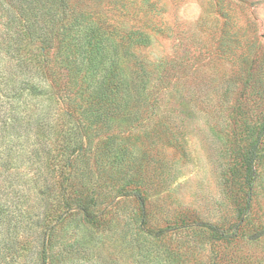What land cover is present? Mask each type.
<instances>
[{
  "label": "rangeland",
  "instance_id": "374dc122",
  "mask_svg": "<svg viewBox=\"0 0 264 264\" xmlns=\"http://www.w3.org/2000/svg\"><path fill=\"white\" fill-rule=\"evenodd\" d=\"M244 1L236 29L242 28L244 41L251 37L264 45V0ZM157 2L165 8L161 33H152L149 47L135 49L149 77V105L136 113V127L127 120L115 123L78 161L73 178L82 184L84 199L94 203L91 212L99 223L82 221L77 211L68 215L52 232L48 264H264V236L213 244L199 227L161 239L141 231L140 206L132 195L137 189L146 198L150 230L181 218L222 229L239 220L225 186V143L233 105L242 94L239 55L245 49L234 36L229 50L220 47L222 18L215 0ZM99 6L92 2L90 8L108 10ZM259 108L250 112L251 119ZM239 194H246L244 185ZM6 197L10 210L0 216V264H41L40 220L52 216L53 205L48 215L42 198L31 191ZM251 211L253 224L264 223V163Z\"/></svg>",
  "mask_w": 264,
  "mask_h": 264
},
{
  "label": "trees",
  "instance_id": "16d2710c",
  "mask_svg": "<svg viewBox=\"0 0 264 264\" xmlns=\"http://www.w3.org/2000/svg\"><path fill=\"white\" fill-rule=\"evenodd\" d=\"M92 2L108 10L91 9ZM215 5L222 18V50H229L231 36L245 49L239 55L242 94L233 105L225 143V186L239 220L222 229L181 218L150 230L146 198L137 189L132 195L139 202L141 231L154 239L193 227L206 229L213 244L264 236V223L253 224L251 211L264 163V45L256 38L244 41L242 28L236 29L244 0H215ZM164 13L157 0H0V216L10 210L6 196L14 199L26 191L42 198L47 214L53 205L52 216L40 220L41 264H48L55 226L73 211L84 222L99 223L73 173L105 129L121 120L136 127V113L149 105V77L135 49L149 47L152 33H161ZM256 106L262 109L254 120L250 112ZM240 185L246 187L244 196Z\"/></svg>",
  "mask_w": 264,
  "mask_h": 264
}]
</instances>
